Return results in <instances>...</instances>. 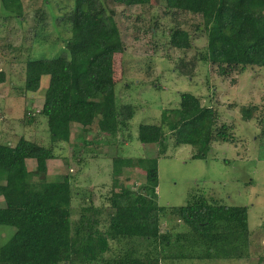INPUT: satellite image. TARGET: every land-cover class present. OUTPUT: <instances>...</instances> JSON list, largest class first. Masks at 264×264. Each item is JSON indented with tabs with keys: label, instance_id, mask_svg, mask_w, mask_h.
I'll list each match as a JSON object with an SVG mask.
<instances>
[{
	"label": "trees",
	"instance_id": "1",
	"mask_svg": "<svg viewBox=\"0 0 264 264\" xmlns=\"http://www.w3.org/2000/svg\"><path fill=\"white\" fill-rule=\"evenodd\" d=\"M110 2L128 8L152 3ZM0 5L8 15L23 16V0H0ZM163 5L175 21L169 33L172 48L188 49L191 29L205 34V49L198 58L175 61L179 74L190 76L198 59L223 78L241 75L248 68L264 70V0H163ZM111 11L107 12L101 0H72L71 8L55 17L67 33L62 51L50 58L25 61L21 92L35 93L42 75H48L38 112L47 119L53 143L69 140L72 123L84 129L96 124L100 137L109 144L119 142L118 134L129 128L134 107L118 104L114 90L113 58L123 52L124 45ZM181 15L192 19L180 23ZM47 17L44 7L34 12L31 30L36 43L48 41L43 34ZM3 79L4 72H0ZM179 97L178 106L164 109L157 124L138 126L137 139L156 144L154 157H111L113 178L107 198L111 212L89 201L73 219L70 176L47 178V160L55 157L54 146L22 136L14 145L0 143V197L4 202L0 225L14 228L0 246V264H167L183 256L209 258L228 244L238 251L236 257H243L249 235L246 206L224 205L198 194L177 207L158 202V159L167 157L171 138L175 146L190 145L192 159H206L214 142L234 140L228 124H217L216 109L189 92ZM261 99V105L238 107L243 120L258 119L264 136V92ZM25 117L26 122L34 120L32 113ZM27 159L35 160V170L27 169ZM124 167L143 170V182L136 190L119 185L117 176ZM167 212L189 230L161 231Z\"/></svg>",
	"mask_w": 264,
	"mask_h": 264
},
{
	"label": "rangeland",
	"instance_id": "2",
	"mask_svg": "<svg viewBox=\"0 0 264 264\" xmlns=\"http://www.w3.org/2000/svg\"><path fill=\"white\" fill-rule=\"evenodd\" d=\"M101 1L107 12L113 9L124 45L123 52L114 54L113 76L116 102L134 107L129 128L118 134L119 142L113 140L109 144L100 137L96 124L94 128L84 129L72 123L69 140L53 143L47 119L38 112L48 75H42L35 93L21 92L24 64L27 59L50 58L62 51L67 33L55 17L69 10L72 0H23L22 17L8 15L0 5V72H4L0 81V143L14 145L22 136L44 146H54L55 157L47 160V178L70 176L73 219L89 201L111 212L107 201L113 178L111 157H154L156 144H142L137 139L139 124H157L164 109L178 106L180 93H192L203 105L216 109L217 124H228L234 140L214 142L206 159H192L194 149L190 145L175 146L171 138L167 157L158 159V202L177 207L198 194L220 204L246 206L248 242L241 258L236 257L238 251L228 244L209 258L183 256L166 263L264 264V136L258 119L243 120L238 107L263 104L264 70L248 68L241 75L234 73L231 78H223L209 63L198 59L190 76L181 75L174 68L175 61L198 58L205 49L204 32L191 29V46L185 50L172 48L169 33L175 21L171 14L165 13L163 0H151L150 7L129 8L113 6L110 0ZM39 7H44L48 15L43 31L47 35L46 43H36L31 30L34 12ZM185 18L192 19L190 15H181L180 23ZM182 26L189 28L186 23ZM25 113H32L34 120L26 122ZM86 141L89 143L84 145ZM26 166L29 171L35 170V160L27 159ZM117 178L120 186L136 190L143 182V170L124 167ZM3 206L0 197V207ZM160 230L183 233L189 229L175 214L167 212ZM13 232V227L0 225V246Z\"/></svg>",
	"mask_w": 264,
	"mask_h": 264
},
{
	"label": "crops",
	"instance_id": "3",
	"mask_svg": "<svg viewBox=\"0 0 264 264\" xmlns=\"http://www.w3.org/2000/svg\"><path fill=\"white\" fill-rule=\"evenodd\" d=\"M2 198V197H1Z\"/></svg>",
	"mask_w": 264,
	"mask_h": 264
}]
</instances>
